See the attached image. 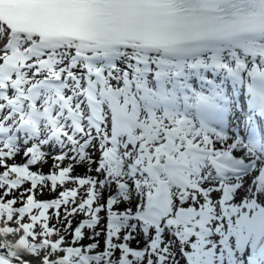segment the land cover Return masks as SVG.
Instances as JSON below:
<instances>
[{
	"label": "snow or ice",
	"instance_id": "1",
	"mask_svg": "<svg viewBox=\"0 0 264 264\" xmlns=\"http://www.w3.org/2000/svg\"><path fill=\"white\" fill-rule=\"evenodd\" d=\"M0 264H264V0H0Z\"/></svg>",
	"mask_w": 264,
	"mask_h": 264
},
{
	"label": "rangeland",
	"instance_id": "2",
	"mask_svg": "<svg viewBox=\"0 0 264 264\" xmlns=\"http://www.w3.org/2000/svg\"><path fill=\"white\" fill-rule=\"evenodd\" d=\"M97 155H98V154H97ZM45 171H47V168H45ZM80 171L82 172L83 169H81ZM48 198H49V196H48L47 194H45L44 197H41V199H48ZM80 219H81V217H80V216H77V217L75 218V220L73 221V225L75 226L76 222L79 221ZM101 239H103V238H101ZM87 242H88L87 240L84 241V243H87ZM102 246H103V245H102Z\"/></svg>",
	"mask_w": 264,
	"mask_h": 264
}]
</instances>
